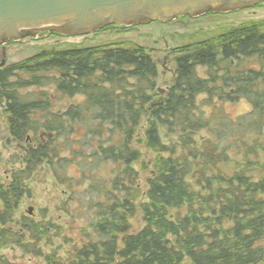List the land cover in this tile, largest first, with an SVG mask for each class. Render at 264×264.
Here are the masks:
<instances>
[{
  "label": "trees",
  "instance_id": "trees-1",
  "mask_svg": "<svg viewBox=\"0 0 264 264\" xmlns=\"http://www.w3.org/2000/svg\"><path fill=\"white\" fill-rule=\"evenodd\" d=\"M250 61L260 67L244 69ZM175 66L163 91L157 63L136 45L45 48L0 69L7 133L18 143L33 136L23 169L0 185V242L10 238L41 257L46 228L30 219L18 223V232L5 227L13 223L24 184L45 164L96 219L93 235L68 264H264V177L252 175L261 147L249 144L264 130V21L182 47ZM30 89L80 101L57 113L49 94ZM241 101L251 110L233 118L225 107ZM161 128L178 138L181 156L162 142ZM202 131L209 139L198 150ZM43 133L53 136L47 145L37 138ZM139 145L156 155L144 193L135 168L143 156ZM232 157L241 161L226 175L219 166ZM195 176L201 192L189 182ZM142 194L147 202L138 205ZM138 208L146 226L133 233Z\"/></svg>",
  "mask_w": 264,
  "mask_h": 264
},
{
  "label": "rangeland",
  "instance_id": "rangeland-1",
  "mask_svg": "<svg viewBox=\"0 0 264 264\" xmlns=\"http://www.w3.org/2000/svg\"><path fill=\"white\" fill-rule=\"evenodd\" d=\"M207 15V14H206ZM264 21V4L257 5L253 8L215 14L212 16H201L197 18L179 17L170 23H153L146 26L118 27L110 26L104 31L84 37H67L42 31L33 38H26L18 42H11L5 46H0V69L8 68L12 65L20 64L36 55L40 50L45 48L64 49L72 46H95V45H136L142 47L157 63L159 80L158 87L163 91L171 85L176 72L175 58L178 50L186 45L194 44L201 39L211 37L220 30L231 27H238L248 22ZM2 47H5L4 49ZM237 63H232V68ZM244 69L259 68L260 63L250 61L242 63ZM203 69H199L203 75ZM44 91L49 94L53 111L57 113L64 112L69 105L80 101L77 99L61 98L54 94L53 89H30L27 92L37 93ZM26 92V93H27ZM227 113L236 118L240 115L250 112L251 106L241 101L235 105L225 107ZM4 107H0V185L8 184L11 174L17 170L23 169V161L29 146H33L31 135L25 143L15 142L10 138L4 126L3 117ZM145 125L139 130L137 139H144ZM53 136L43 133L37 137L41 143L47 145ZM160 138L165 145L176 148L178 156L184 151L178 143V138L174 135H168L164 129H160ZM209 139L206 131L196 135V148L199 150L204 140ZM250 145L260 146L259 159L254 160L256 164L255 172L252 175L255 178L264 177V130L261 137L249 140ZM142 149V160L135 168L139 173V186L143 193L146 189V182L152 171V164L156 155ZM181 147V148H180ZM166 157V156H165ZM241 157H232L228 165H220L221 170L226 175H231L232 170L236 168V163H240ZM194 164V171L196 170ZM71 173H77L72 169ZM100 174L106 178L110 174L109 169L103 167ZM193 189L201 192V187L197 185V176L190 178ZM26 191L24 197L14 214L13 223L8 228L12 233L18 232L20 221L30 219L35 224L40 225L44 232L43 241L39 248L42 250L41 257L32 254H26L19 245L11 243L10 238L0 242V264H68L75 250L82 247L93 235V225L96 223L94 215L86 208L77 203L78 200L73 198L71 190L66 186L58 183L50 167L42 165L32 174L31 178L24 184ZM78 195L84 197L83 190ZM79 197V198H80ZM78 198V199H79ZM145 195L138 201V205L146 203ZM3 203L0 201V211L3 210ZM184 213V211L182 212ZM176 214V212H174ZM132 227L131 232L141 231L146 223L140 208L135 216L130 220ZM3 228L0 226V235ZM30 237L26 235V245Z\"/></svg>",
  "mask_w": 264,
  "mask_h": 264
},
{
  "label": "water",
  "instance_id": "water-1",
  "mask_svg": "<svg viewBox=\"0 0 264 264\" xmlns=\"http://www.w3.org/2000/svg\"><path fill=\"white\" fill-rule=\"evenodd\" d=\"M260 4L264 0H0V46L42 31L84 37L110 26L170 23L179 17L223 14Z\"/></svg>",
  "mask_w": 264,
  "mask_h": 264
},
{
  "label": "flooded vegetation",
  "instance_id": "flooded-vegetation-1",
  "mask_svg": "<svg viewBox=\"0 0 264 264\" xmlns=\"http://www.w3.org/2000/svg\"><path fill=\"white\" fill-rule=\"evenodd\" d=\"M3 49L5 48V47H2Z\"/></svg>",
  "mask_w": 264,
  "mask_h": 264
},
{
  "label": "bare ground",
  "instance_id": "bare-ground-1",
  "mask_svg": "<svg viewBox=\"0 0 264 264\" xmlns=\"http://www.w3.org/2000/svg\"><path fill=\"white\" fill-rule=\"evenodd\" d=\"M97 34V33H96Z\"/></svg>",
  "mask_w": 264,
  "mask_h": 264
}]
</instances>
